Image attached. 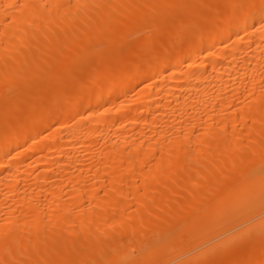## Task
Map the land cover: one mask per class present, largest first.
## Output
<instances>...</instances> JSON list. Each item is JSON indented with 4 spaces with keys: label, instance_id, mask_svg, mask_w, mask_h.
I'll use <instances>...</instances> for the list:
<instances>
[{
    "label": "bare ground",
    "instance_id": "1",
    "mask_svg": "<svg viewBox=\"0 0 264 264\" xmlns=\"http://www.w3.org/2000/svg\"><path fill=\"white\" fill-rule=\"evenodd\" d=\"M260 124L264 0H0V264H264Z\"/></svg>",
    "mask_w": 264,
    "mask_h": 264
},
{
    "label": "rangeland",
    "instance_id": "2",
    "mask_svg": "<svg viewBox=\"0 0 264 264\" xmlns=\"http://www.w3.org/2000/svg\"><path fill=\"white\" fill-rule=\"evenodd\" d=\"M214 1L217 3V5H219V6L221 5V6H222V5L226 4L227 2L234 1V0H222V1H221V0H220V1H218V0H214ZM146 29H147V30H146ZM146 29H145V30H146L147 32L144 30L146 33L143 34V30H142V34H140V32H139L138 34H140V35H138V36H136V37H144V36H145V38H146V37H150V36L153 34V32H154V30H153L154 28H149L150 30H149L148 28H146ZM149 31H150V32H149ZM148 32H149V33H148ZM147 33L150 34V35H148ZM141 35H142V36H141ZM159 42H160V40L156 38V39H154L151 43H149L148 46H150V47H151V46H155V45H157ZM145 46H146V45H145ZM145 46H143V47L140 46L139 49H142V48H144ZM103 62H104V61H103ZM103 62H99L100 64L97 63V65L94 66V68H93L92 70H93V71H97L98 68L104 66V63H105V62H104V63H103ZM94 69H95V70H94ZM69 84H70V83L68 82V83H66L65 85H63V88H61V89L63 90V93H64V94H62V97H64V98L67 96L68 93H72V87L70 86V87L68 88ZM66 85H68V86L66 87ZM140 86H141V85H140ZM140 86H138V89L140 88ZM70 88H71V89H70ZM65 89L67 90V92H68V91H70V92L67 93L66 91H64ZM136 91H137V90H136ZM111 92H113V94L110 93L109 97H110L111 95H112V96L115 95L114 97H118V96L120 95V94L118 95L117 90H115V92L117 93L118 96H116V94H115L114 91H111ZM133 92H134V91H133ZM133 92H132V93H133ZM133 94H134V93H133ZM135 94H136V93H135ZM112 96H111V97H112ZM259 127H263V124H260ZM261 130H262V128H261ZM263 130H264V127H263ZM263 130L261 131V134H257V135H259V136L261 135L260 138L256 137V135H255V138H256L257 141H260V142L263 141V133H264ZM47 131H48V130H47ZM49 131H50V130H49ZM263 143H264V142H263ZM173 189H174V191H175V194H179V193H177V192H180V193H181V191H182V193L184 192L183 188H181V187H179V188H173ZM174 191H173V192H174ZM127 204H128V205H127ZM148 204H149V207H147L145 203L140 204V202H136V200H133V201H130V203H126L125 205H122V206H125V207H121V210H122L121 212H122V214H123V213H124V214H125V213L127 214L126 211H128V212L131 211V213H132V211H135L134 213L136 214L139 210H143V208H144V209H148V208H153V207H155V208H157V210H161L162 208H165V207H164V204H156V203H153V204H152V203H151V206H150V203H148ZM126 205H127V206H126ZM152 205H153V206H152ZM159 205H161V206H159ZM143 206H144V207H143ZM141 207H142V208H141ZM166 207H167V206H166ZM124 208L126 209V211L124 210ZM138 208H141V209L137 210ZM117 209L119 210L120 207L117 206ZM153 209H154V208H153ZM123 211H125V212H123ZM136 211H137V212H136ZM119 212H120V210H119ZM119 212L117 211V214H118ZM131 213H129V214L131 215ZM122 214H120V216H121ZM126 214H125V216H126ZM129 214H128V215H129ZM118 215H119V214H118ZM130 215H129V216H130ZM131 216H132V217H128V216H126V217L129 218V220H128V218H127V219H125V221H124V219H122V220H123V221H122V220H121V217L116 216V217L114 218V220H115V219H120V220L122 221V222H120L119 224H116V226H118L119 228H121L122 226H128V224H129V226H134V225H137L138 223H140V224H141V223H144V222H142V221H144L143 219H139V217L133 216V214H132ZM117 217H118V218H117ZM122 217H123V216H122ZM124 218H125V217H124ZM136 218H137V219H136ZM109 219H112L111 222L114 223V222H113V218H109ZM109 219H106L105 223H104V221H103V223L106 224V225H109V224H108V223H109ZM134 219H135V220H134ZM107 221H108V223H107ZM115 221H116V220H115ZM149 221H150L151 225L156 224V223H157V224H158V223H161V220L156 219V218H151V219H149ZM132 222H133L134 224H132ZM115 223H118V220H117ZM125 224H126V225H125ZM110 225H111V223H110ZM112 225H114V224H112ZM118 234H119V233H118ZM118 234H117V236H118ZM151 235H153V233L150 234V235H146V234H144V236H145L144 239H147L146 236H147V237H148V236L151 237ZM118 237L120 238V240H122V241L124 242V243H122V242L119 240L122 244H125V243H126L125 246H126L127 244L130 245V246H128V247H130V250H132L134 254H135V252H137V247H138V246L135 244L136 242L134 243V241H138V240H137L138 237H139L138 235H134V236L132 235V236H130V234H129L128 232H127V233L125 232V233H123V234H120ZM150 237H148V239H149ZM140 238H141V237H140ZM140 238H139V240H141ZM130 241H131V242H130ZM131 244H132V245H131ZM245 244H247V245L242 244L240 247L238 246V248H237L235 254H238L239 252H241L242 250H244V248L247 247L250 243H245ZM136 246H137V247H136ZM242 246H243V247H242ZM249 246H250V245H249ZM242 248H243V249H242ZM30 253H31V252H30ZM136 254H137V253H136ZM18 255H20V254H18ZM23 255L26 256V257H24ZM43 255H46V256H47V254H43ZM173 255H174V254H173ZM173 255H170L171 258H169V259L166 258L167 260H166V259H163V258H164V257H163V258H161L163 261H161V262L158 261V263H156L155 261H154V262H155L156 264H161V263H162V264H175V263L178 262V260L174 262L172 259H174V258L177 257L178 255H176V254H175L176 256H175V255L173 256ZM20 256H21L22 259H26V258L28 259V258L30 257V254H29V252H28V253H27V252H26V253H25V252H22ZM31 256H32V255H31ZM54 256H58V254H55ZM172 256H173V257H172ZM161 259H159V260H161ZM165 260H166V261H165ZM171 260H172V262H171ZM169 261H170V262H169ZM179 261H180V260H179ZM208 262H209V263H208ZM208 262H207L208 264H214V263H215L214 260H211V261H208ZM155 263H153V264H155ZM207 263H206V264H207ZM2 264H3V263H2ZM5 264H8V263H5ZM11 264H23V263H21V262H16V263H15V262L12 261ZM150 264H152V263H150ZM204 264H205V263H204ZM226 264H227V263H226Z\"/></svg>",
    "mask_w": 264,
    "mask_h": 264
}]
</instances>
